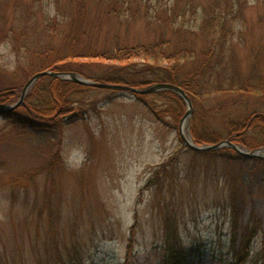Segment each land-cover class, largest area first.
Segmentation results:
<instances>
[{"label": "rangeland", "instance_id": "374dc122", "mask_svg": "<svg viewBox=\"0 0 264 264\" xmlns=\"http://www.w3.org/2000/svg\"><path fill=\"white\" fill-rule=\"evenodd\" d=\"M212 13H221L235 33L228 54L241 78L264 81V0H0V27L10 36L0 46V88L17 99L0 107L18 103L31 78L19 66L66 56L73 45L100 55L168 39V51L184 45L201 53L208 46L199 30ZM145 62L138 57L128 64ZM113 66L121 62L72 64L88 80L104 82ZM50 82L34 83L23 104L50 108ZM82 96L73 105L79 116L68 122L54 120L56 111L42 119L18 110L26 120L53 126L46 130L15 127L0 116V264H44L57 249L73 248L82 264H168V221L189 264H243L236 255L251 235L244 264H264V158L187 148L182 121L177 128L169 119L162 124L131 93L98 89ZM211 98L205 106L220 109L209 123L220 132L225 119L264 110L258 94ZM250 136L263 139L260 132Z\"/></svg>", "mask_w": 264, "mask_h": 264}, {"label": "trees", "instance_id": "16d2710c", "mask_svg": "<svg viewBox=\"0 0 264 264\" xmlns=\"http://www.w3.org/2000/svg\"><path fill=\"white\" fill-rule=\"evenodd\" d=\"M170 18L172 16L168 17V19ZM201 24L199 33L203 35L208 46L201 50V53L184 45L174 47V49L171 47L172 50L168 51L170 47V40L168 39H159L154 43L139 45V47L120 48L116 51L100 55L88 51L87 53H80L74 48L75 45H73L66 56H47V60L42 61L41 65L32 61L29 64L30 67H19L31 77L42 70L75 72L86 76L82 68H74L72 64L84 58L121 62L120 67L113 66L104 71L103 76L108 78V82H104V79L101 77L90 79L102 83L128 85L138 89L151 88V86L158 83L176 85L188 94L193 103L195 110L191 118L190 135L196 144L214 145L228 140L238 146L247 147L252 150L264 147V110H252L249 114L225 119L226 130L224 132L211 128L208 118L213 113L219 112L220 109L216 106H205V103L212 99L211 97L228 94L240 95L241 97L251 94L264 96V81L263 79L257 80L254 82L260 83L257 85L251 81V79H254L252 77L241 78L237 68L238 65L236 64V67L232 66V57L228 53L231 55L232 46L229 44L235 38V33L228 26L227 20L221 13L209 14V17L205 18ZM9 39L8 32L0 27V46L5 44ZM75 40L77 41V36L73 41L75 42ZM138 57L145 59L146 66L137 68L132 64H128ZM62 65L68 67L62 68ZM82 67L85 68V65ZM28 71L29 73H27ZM51 81L49 91L51 96L50 108L40 109L33 105L31 107L27 104H21V106H18L17 109L11 112H0V116H4L8 121H11L15 127L24 126L26 130V127L30 125L31 128L36 126L37 129L46 130V128H53V126L26 120L24 119L25 117L18 114V110L23 109L29 112L30 116L41 117L42 119L51 116V111H56V115L52 118L57 120L62 118V115L69 114L75 110L73 105L76 102H82V95L85 91L98 90L97 88L83 86L65 79L51 77ZM151 97H160L166 104L164 106L158 105ZM135 98L150 110L155 119L166 126H169L167 122L169 119L174 123L175 128H177L187 112V105L183 98L172 91L165 90L150 95L136 94ZM16 100L15 91L0 88V106H8ZM256 132L262 134L263 139L261 141L250 136V134ZM226 151L228 152L227 154L211 152L206 155L228 158L232 154H238L230 148H227ZM58 157L59 155L57 156L56 154L53 164L58 160ZM175 158L177 157H172V160H175ZM173 230L174 227L168 221V238L165 244L166 262L168 264H189V254L184 251L178 235L174 234ZM130 233L132 235L128 247L129 253L132 252V248L134 247L135 226L132 227ZM247 238L242 251L236 255V258L240 256L238 259L235 258L237 263L239 261L245 263L249 257L250 245L254 235ZM44 264H82L81 253L75 248L68 249L67 253L64 254L57 249L53 259L46 260Z\"/></svg>", "mask_w": 264, "mask_h": 264}, {"label": "water", "instance_id": "95a60500", "mask_svg": "<svg viewBox=\"0 0 264 264\" xmlns=\"http://www.w3.org/2000/svg\"><path fill=\"white\" fill-rule=\"evenodd\" d=\"M44 77H53V78H59V79H65L69 80L71 82L87 86V87H93L97 89H107V90H116L121 92H128L133 94L134 96L136 94H141V95H150L154 94L160 91H172L179 95L181 98H183L184 102L186 103L187 107V112L185 116H183L182 119V124L179 127L180 128V137L184 145L187 146V148H190L194 151L197 152H214L217 150H220L222 148L228 147L230 149H233L236 151L239 156H244V157H255V158H264V149H259L256 151H251V152H246L241 146H238L237 144L230 142L228 140L221 141L218 144L214 145H198L194 142V140L191 138V136H188L185 132V128L187 121L192 117L194 109H193V103L188 97V94L181 88L177 87L176 85L169 84V83H158L151 88H145V89H138L132 86L128 85H119V84H112V83H102L98 81H94L92 79H89L78 74L75 72H55V71H41L33 75L30 80L26 83V85L23 88L20 100L18 103L10 106V107H0V112H11L15 109L18 108V106H21L23 104L24 99L26 98L29 90L34 86V83L38 82L39 79L44 78ZM79 116V112H70L69 114L62 115V120L68 122L76 117Z\"/></svg>", "mask_w": 264, "mask_h": 264}]
</instances>
